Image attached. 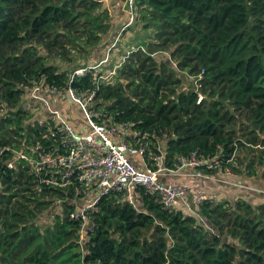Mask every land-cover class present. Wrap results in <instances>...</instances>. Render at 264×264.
<instances>
[{
	"label": "trees",
	"instance_id": "1",
	"mask_svg": "<svg viewBox=\"0 0 264 264\" xmlns=\"http://www.w3.org/2000/svg\"><path fill=\"white\" fill-rule=\"evenodd\" d=\"M101 1L0 0V264H264V196L205 199L197 215L216 233L141 188L136 208L104 197L82 246L64 191L37 188L11 153L41 141L22 107L24 89L70 85L94 90L114 121L160 137L169 167L195 153L264 192V0H134L140 31L127 28L131 36L109 50L101 70L121 64L115 74L70 82L75 70L105 59L100 47L108 41V50L119 31ZM95 50L99 60L88 61ZM57 202L60 210L48 216Z\"/></svg>",
	"mask_w": 264,
	"mask_h": 264
},
{
	"label": "built area",
	"instance_id": "2",
	"mask_svg": "<svg viewBox=\"0 0 264 264\" xmlns=\"http://www.w3.org/2000/svg\"><path fill=\"white\" fill-rule=\"evenodd\" d=\"M113 47L112 44L108 54ZM107 60L106 54L97 64L75 70L69 81L86 73L97 81H108L121 64L101 71ZM188 83L196 88L189 80ZM24 90L22 107L33 114L34 126L42 132L41 141L11 153L29 167L37 188L64 191L65 201L74 207L70 219L80 222L82 246L85 232L93 226L92 215L104 197L119 196L136 208V190L141 188L163 209L193 214L205 225L197 209L205 199L217 202L215 196L191 192L188 185L172 183V179L196 182L201 178L211 184H232L236 176L230 167L223 168L216 160L200 161L195 153L178 158L169 167L161 138L136 130L130 123L114 121L103 106L98 107L94 90L77 91L70 85L57 90L43 84ZM59 100L76 106L81 117L78 124L70 122L68 112L56 103ZM12 167L10 162L8 168ZM53 208L54 212L60 210L61 204L57 202Z\"/></svg>",
	"mask_w": 264,
	"mask_h": 264
},
{
	"label": "rangeland",
	"instance_id": "3",
	"mask_svg": "<svg viewBox=\"0 0 264 264\" xmlns=\"http://www.w3.org/2000/svg\"><path fill=\"white\" fill-rule=\"evenodd\" d=\"M121 1V2H120ZM101 2H103V6L108 10V14H109V19L110 18H112V16H114V15H116V14H119L120 13V15H122V17H121V20H123V21H125L120 27H118L119 28V31H117L116 33H117V35L113 38V39H109V41H112V43H113V45H117V43L119 42V40H120V38H123L124 39V41H126L127 40V37L128 36H131L130 35V32H126L124 35H123V33H124V31H126L127 30V28H131L132 27V29H135L136 30V32L137 31H140V30H137L135 27H137V26H134L133 25V23H132V21L135 19V16H134V13L132 12V9H131V6H132V4L134 3V0H102ZM115 5L117 6V7H115ZM128 6V7H127ZM117 28V27H116ZM123 39H121V40H123ZM108 42V41H107ZM107 42H103V44L104 45H106V43ZM111 43V44H112ZM103 44L101 45V47H100V49H102V51L104 50V54H105V56L104 57H106V54H107V56H108V50H107V48H105L104 49V46H103ZM111 44H110V46H111ZM109 46V47H110ZM108 47V48H109ZM114 49V48H113ZM92 51H94V49H90L89 50V54L92 52ZM95 51H97V50H95ZM77 52H78V54L80 55V57H84V55H85V52L83 51V50H80V52L77 50ZM100 53V50H98L97 51V53L95 54V55H93V53L88 57V61H90V62H92L93 60L94 61H98L99 59V57H98V54ZM56 62H57V64H60V62L62 63V61L60 60V59H58V58H56ZM184 81H185V79H184ZM186 82H187V80H186ZM187 84V83H186ZM69 111H67L66 109H64V110H66L67 112H68V115H70V116H76L77 117V115H79V113H78V110H77V108H76V106L75 105H73V104H71V105H69ZM19 150V149H18ZM241 177L240 176H233V182H232V184L230 185V186H232V187H230V188H224V189H228V190H231V189H233V190H236V189H238L237 187L238 186H235V184L236 183H238L239 181V179H240ZM243 180H244V178H243ZM243 180H242V182H243ZM190 190H191V192H193V190L191 189V187H190ZM241 190H242V188H241ZM240 193V192H239ZM235 194H236V192L233 194L234 196H235ZM244 191L242 192V193H240V194H237L239 197H244ZM232 195V196H233ZM247 196V195H246ZM248 197V196H247ZM230 198H232L231 197V195H228L227 196V199L228 200H231Z\"/></svg>",
	"mask_w": 264,
	"mask_h": 264
},
{
	"label": "crops",
	"instance_id": "4",
	"mask_svg": "<svg viewBox=\"0 0 264 264\" xmlns=\"http://www.w3.org/2000/svg\"><path fill=\"white\" fill-rule=\"evenodd\" d=\"M113 18H115V20L117 21L116 26L118 25V27H120L125 21L121 20L122 15L116 14L114 16H112ZM118 17V19H117ZM117 30V29H116ZM132 48V47H131ZM58 104V106L62 109H66L67 111H69V103L67 102V100H59L56 102ZM69 116V120L70 122H72L74 125H76V123L78 124V122L80 121L81 117L79 115L76 116ZM172 183H180V184H184V185H188V187L193 190L194 193H202V194H206L209 196H215L216 200L221 201V200H228L227 196L231 195L232 201L228 200L229 202H233L235 200L236 195L238 194V192H236L235 196L233 195L235 193V191L233 189L228 190V189H224V187H220L219 185H216L215 182L214 183H209V182H191L188 179L185 178H177V179H172L171 181ZM250 186V185H249ZM252 186V185H251ZM233 195V196H232Z\"/></svg>",
	"mask_w": 264,
	"mask_h": 264
},
{
	"label": "water",
	"instance_id": "5",
	"mask_svg": "<svg viewBox=\"0 0 264 264\" xmlns=\"http://www.w3.org/2000/svg\"><path fill=\"white\" fill-rule=\"evenodd\" d=\"M161 56H163V54H155V55H154V58H159V57H161ZM164 61H165L166 63H168L172 68L175 67V64H174L173 62L170 61L169 57H166V58L164 59ZM183 81H184V78H183ZM187 87L190 88L191 91H195V92H196V89H194V87H193L192 85H190L189 83H187ZM216 178H217V176H215V179H216ZM196 182H197V183H198V182L201 183V182H205V181H204L203 179L199 178V179L196 180ZM215 184H216V185H219L220 187H225V188H230V187H232V186H230L231 184H229V183H225V182H223V181H217ZM238 185L241 186V188H242L241 191H244V192H253V193H255V196H257V197H258V196H264V192H263V191H258V190H256V191H252V190L248 187V185L245 184V183H243V184H238V183H236V184H235V186H238ZM231 201H232V199H231ZM53 213H54V208L48 212V216H51ZM205 226L207 227V229H209V230L212 229V231H213L214 233H216V230L212 227V225H211L209 222L206 221V222H205ZM227 241H228L227 238H224V239H223V242H227Z\"/></svg>",
	"mask_w": 264,
	"mask_h": 264
},
{
	"label": "bare ground",
	"instance_id": "6",
	"mask_svg": "<svg viewBox=\"0 0 264 264\" xmlns=\"http://www.w3.org/2000/svg\"><path fill=\"white\" fill-rule=\"evenodd\" d=\"M97 90V89H96Z\"/></svg>",
	"mask_w": 264,
	"mask_h": 264
}]
</instances>
